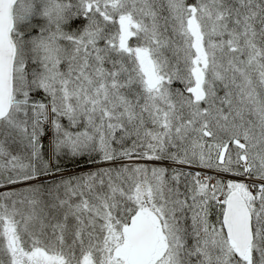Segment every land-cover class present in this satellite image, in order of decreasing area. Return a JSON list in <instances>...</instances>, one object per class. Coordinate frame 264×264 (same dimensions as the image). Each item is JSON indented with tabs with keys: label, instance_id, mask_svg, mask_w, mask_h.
Segmentation results:
<instances>
[{
	"label": "snow or ice",
	"instance_id": "snow-or-ice-1",
	"mask_svg": "<svg viewBox=\"0 0 264 264\" xmlns=\"http://www.w3.org/2000/svg\"><path fill=\"white\" fill-rule=\"evenodd\" d=\"M0 264H264V0H0Z\"/></svg>",
	"mask_w": 264,
	"mask_h": 264
},
{
	"label": "trees",
	"instance_id": "trees-1",
	"mask_svg": "<svg viewBox=\"0 0 264 264\" xmlns=\"http://www.w3.org/2000/svg\"><path fill=\"white\" fill-rule=\"evenodd\" d=\"M79 167H86V165L82 161H77Z\"/></svg>",
	"mask_w": 264,
	"mask_h": 264
}]
</instances>
